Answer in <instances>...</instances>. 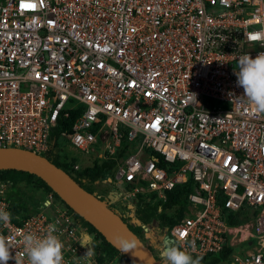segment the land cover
Listing matches in <instances>:
<instances>
[{"label": "built area", "instance_id": "obj_1", "mask_svg": "<svg viewBox=\"0 0 264 264\" xmlns=\"http://www.w3.org/2000/svg\"><path fill=\"white\" fill-rule=\"evenodd\" d=\"M260 52L264 0H0V148L45 156L52 131L69 123L59 168L72 176L98 152L114 161L111 202L145 243L156 228L134 203L161 212L169 192L189 186L184 215L164 234L193 257L229 245L221 264H264V113L235 75L240 56ZM8 193L0 179L8 264H28L22 234L52 223L64 264L117 263L122 252L112 256L64 201L50 194L15 211ZM223 209L243 210L242 222L229 224ZM249 222L253 234L240 229Z\"/></svg>", "mask_w": 264, "mask_h": 264}, {"label": "trees", "instance_id": "obj_2", "mask_svg": "<svg viewBox=\"0 0 264 264\" xmlns=\"http://www.w3.org/2000/svg\"><path fill=\"white\" fill-rule=\"evenodd\" d=\"M74 117L75 114H73L70 118V122L74 119ZM66 127H69V123L64 126L58 125L52 131L49 144L50 148L45 153V157L58 167L62 165L60 159L64 152V139L59 135V131L60 129ZM122 145L123 147L127 146V141L125 139L122 141ZM91 160L92 164L81 166L72 175V177L83 188L98 196L92 189V186H95L96 183L100 185L103 182H109V179L113 180V167L115 165V162L112 160H104L99 155L94 156ZM0 179L9 183L8 200L15 211L28 208L34 203V200L31 199L30 196H28L25 190L18 186V184L21 182L32 184L37 190H43V192L45 191L48 194L52 192V200L54 202H63V200H61V198L56 193H54V190L51 188V186L47 185L41 178L29 172L14 169L0 170ZM188 187L189 186L176 187L173 191L169 192L166 201L161 203V212H158V205L136 201L134 203L135 215L145 223H151L154 219H156L159 226L164 228L176 223L184 215V211L187 206V193L190 190ZM109 191L102 190V192H105V198L98 196L99 199L103 202L106 200V204L116 213H118L123 220H126L127 217H125L120 207H117L115 205L118 203L111 202V200L108 198ZM41 205H44V202H42ZM222 212L229 224L235 225L242 222L239 214H241L243 210L239 213H232L227 209H223ZM77 217L83 224L95 230V228L90 223L86 222L82 217L78 215ZM129 226L141 239H143L142 230L140 227L131 225ZM100 236L103 239L105 248L112 256L118 253L117 249L114 246L108 243L101 234ZM234 249L235 247L227 245L217 253L207 256H201L199 257L200 264H221L223 262H226L228 261ZM197 257L198 256H195L193 258L195 259ZM116 264L133 263H131L130 259L125 254H120Z\"/></svg>", "mask_w": 264, "mask_h": 264}, {"label": "water", "instance_id": "obj_3", "mask_svg": "<svg viewBox=\"0 0 264 264\" xmlns=\"http://www.w3.org/2000/svg\"><path fill=\"white\" fill-rule=\"evenodd\" d=\"M8 169L29 172L41 178L53 188L54 193L61 200L97 229L108 243L125 254L131 263L159 264L151 248L130 228L131 223L123 220L98 196L79 185L72 176L49 161L44 155L17 147L0 148V170ZM110 181L111 179H109ZM108 198L110 200L118 199L113 190L109 191ZM132 207L133 205L130 204L129 208ZM151 225L156 228L158 221L154 219ZM129 241L135 242L134 249L124 247L125 243Z\"/></svg>", "mask_w": 264, "mask_h": 264}, {"label": "clouds", "instance_id": "obj_4", "mask_svg": "<svg viewBox=\"0 0 264 264\" xmlns=\"http://www.w3.org/2000/svg\"><path fill=\"white\" fill-rule=\"evenodd\" d=\"M236 69L237 86L244 89L243 96L254 106L256 113H264V52H260L255 58L250 54L240 56ZM0 223L4 226L11 223V213L2 207ZM57 231V225L52 223L42 236L33 232L22 234L24 256L27 257L28 264H64L63 243L56 235ZM12 247V239L0 235V264H8V261L13 259ZM124 247L134 249L135 242H126ZM192 251H195L194 242ZM14 258L18 264L17 258ZM161 259L162 264H200L199 257L194 259L191 253L183 250L171 239L162 241Z\"/></svg>", "mask_w": 264, "mask_h": 264}, {"label": "rangeland", "instance_id": "obj_5", "mask_svg": "<svg viewBox=\"0 0 264 264\" xmlns=\"http://www.w3.org/2000/svg\"><path fill=\"white\" fill-rule=\"evenodd\" d=\"M99 155L98 153H95L91 158H89L85 163V165H89L92 164V158L94 156ZM19 187H21L23 190H25V192L28 194V196H30L31 199L34 200V202H44V199L48 197V193H46L45 191L43 192V190L39 191L37 190L32 184H26L24 182H21L18 184ZM121 186H118L113 180L111 182H103L100 185H98V183L95 184V186H92V189L94 190V192L99 196V197H104L105 192H102V190H106L109 191L120 188ZM106 201V200H105ZM104 201V202H105ZM106 203V202H105ZM117 207L119 206V204H115ZM159 215V214H158ZM165 228L158 226L156 227V236H161L162 233L164 232ZM155 244V243H153ZM159 247H161V245H159ZM153 253L156 256V259L158 260L159 264H162V259H161V254L159 253V251L156 248H153Z\"/></svg>", "mask_w": 264, "mask_h": 264}, {"label": "flooded vegetation", "instance_id": "obj_6", "mask_svg": "<svg viewBox=\"0 0 264 264\" xmlns=\"http://www.w3.org/2000/svg\"><path fill=\"white\" fill-rule=\"evenodd\" d=\"M111 182V181H110ZM109 194V193H108ZM111 201H114V200H111ZM116 201V200H115ZM123 212V214L125 215V217H127V219L125 220V221H127V222H129V217L126 215V213L124 212V211H122ZM131 226H133V225H131ZM143 235V234H142ZM171 239L170 237H167L165 234H164V232L162 233V235L161 236H157V239H156V242H155V244H153V243H146L150 248H151V250L153 249V248H156L158 251H159V253L161 254L162 253V249H160V248H162V241L163 240H165V239ZM172 240V239H171ZM159 245H161V247H159ZM153 251V250H152Z\"/></svg>", "mask_w": 264, "mask_h": 264}, {"label": "bare ground", "instance_id": "obj_7", "mask_svg": "<svg viewBox=\"0 0 264 264\" xmlns=\"http://www.w3.org/2000/svg\"><path fill=\"white\" fill-rule=\"evenodd\" d=\"M77 162H79V160L77 161ZM52 188V187H51ZM53 189V188H52ZM50 194H52V192L51 193H49V195ZM48 195V196H49ZM251 222H249V223H245V224H242V225H240V229H243V230H245L246 232H248V233H250V234H253L252 233V229H251Z\"/></svg>", "mask_w": 264, "mask_h": 264}]
</instances>
